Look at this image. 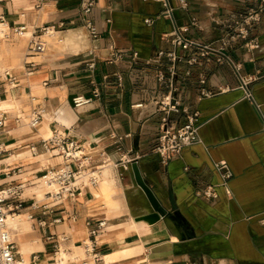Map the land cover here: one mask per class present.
<instances>
[{
	"label": "crops",
	"instance_id": "0c3cea01",
	"mask_svg": "<svg viewBox=\"0 0 264 264\" xmlns=\"http://www.w3.org/2000/svg\"><path fill=\"white\" fill-rule=\"evenodd\" d=\"M80 2L45 0L38 8L35 0H0L3 185L22 181L37 194L54 189L47 186L46 172L66 162L43 142L54 130L68 131L76 143L77 157L69 166L80 161L101 172L97 185L64 198L63 209L44 216L35 212L32 225L21 217L25 211L20 213L22 236L18 229L12 233L19 259L46 264L67 253L63 264H80L87 257L81 243L88 237L87 220L106 218L96 236L98 264H264V15L249 30L257 47L238 40L229 48L241 63L240 73L250 78L253 100L243 96L237 74L226 63L209 62L200 82L201 68L194 65L186 75L187 64L180 61L179 95L199 111L201 141L168 159L152 149L157 135L152 100L166 89L156 74L167 75L171 62L157 51L186 53L165 34L176 24L185 26V37L215 40L228 30L224 18L254 9L261 0H186L185 6L170 0L172 19L163 15L161 0H94L85 14ZM84 17L96 25V37L88 35ZM58 21L65 29L40 35L51 39L46 50L31 51L30 40L41 26ZM18 26L25 28L17 32ZM117 51L120 56L114 57ZM200 88L213 93L201 95ZM77 93L91 101L74 107L71 96ZM34 107L43 116L30 126L27 117ZM218 160L226 161L232 173L227 186L217 185L216 196L200 195L206 185L220 182ZM55 216L62 219L52 222ZM49 232L68 235L60 242L65 252H54L45 239Z\"/></svg>",
	"mask_w": 264,
	"mask_h": 264
},
{
	"label": "built area",
	"instance_id": "2783aa9c",
	"mask_svg": "<svg viewBox=\"0 0 264 264\" xmlns=\"http://www.w3.org/2000/svg\"><path fill=\"white\" fill-rule=\"evenodd\" d=\"M45 0H35V6L41 7ZM163 4L162 13L166 17L173 18V6L170 0H161ZM94 4V0H81L80 13L85 14L89 12ZM181 6L186 5V0H180ZM264 15V0L257 5L256 8H251L247 12L233 16L222 21L223 24L228 26V30L219 38L212 41H198L193 38H188L182 35L181 30L185 26H177L174 24L173 29L166 33V37L177 47H181L186 50L185 54L178 53L174 49L163 50L159 49L157 55L165 54L171 61L168 65V74L163 71H157V79L160 83L166 86V89L162 91L157 97L152 100L153 112L157 119V135L153 145V150L157 152L162 158L168 159L172 156L180 154L182 149L190 144L200 142L199 128L202 124L200 120L199 111L195 108H191L187 102L179 95L181 79L177 76V63L185 61L187 68L184 73L188 75L192 66L196 65L201 68L199 72V81L204 82L205 74L203 69L206 65L213 61L216 63H226L237 74L239 83L238 88L243 91V96L249 100H253V95L248 84L250 78L243 76L240 73L241 63L235 60L229 52V48L238 40H242L243 46L247 48H254L259 45L258 40L255 37L249 36V30L253 25V22L260 19V16ZM0 20H3L0 15ZM146 22H150L149 18H146ZM82 23L85 26L88 35L90 37H96L98 30L94 22L84 17ZM65 23L58 21L56 23L46 24L41 26L40 32L30 40L29 49L33 52H43L46 50L48 40L40 35H53L61 32L65 29ZM25 26H18L15 28L17 32H21ZM56 40L61 42L63 37L56 35ZM114 57L120 56V53L114 52ZM93 66V62L89 63ZM213 93L210 89L200 88V94L204 96L211 95ZM96 89L93 90V95H97ZM34 99V96H31ZM71 101L74 107H81L91 101V97L84 96L83 94H74L71 97ZM135 106L143 105V102H137ZM179 115L182 119L177 117ZM43 116L41 108L34 107L31 110L30 115L27 117V123L30 126H36ZM6 119V112L0 110V127L3 126ZM46 146L50 150H56L62 154L66 162H63L51 170L46 172L48 184L55 186L54 189L46 190L41 197H26L22 195V189L24 183L22 181L16 184H10L4 186V182L0 176V264H18L17 260L22 258L16 252L15 241L9 232V226L6 222V216L9 211L13 213H21L25 211L28 218H35V212H39L44 216L57 209H63L61 203L64 198L73 196L74 194L82 191L85 187L97 185L100 181L99 167H88L82 162H78L75 168L68 165V161L77 157L75 154L76 143L69 138L68 131L62 132L54 130V132L47 139H44ZM117 150H121V144L119 140H116ZM1 154V148H0ZM122 160V158H121ZM214 167L219 173L221 180L219 183L208 184L201 191L200 195L206 197H213L217 195L216 186H227L228 179L232 175L230 169L227 166L226 161L218 160L214 161ZM1 174V163H0ZM11 200L13 206L9 208L8 201ZM62 219L61 216H55L52 218V222H59ZM41 225H45L44 220H39ZM88 224V237L81 243L84 248V252L87 257L81 258L80 264H90L91 259L94 264H98L102 260L101 250L98 246L96 236L106 227V218H99L95 222L87 220ZM68 235L65 232L57 234L49 232L45 235V239L52 243L54 252L59 251L60 242L66 240ZM77 261H72L73 264H77Z\"/></svg>",
	"mask_w": 264,
	"mask_h": 264
},
{
	"label": "bare ground",
	"instance_id": "6f19581e",
	"mask_svg": "<svg viewBox=\"0 0 264 264\" xmlns=\"http://www.w3.org/2000/svg\"><path fill=\"white\" fill-rule=\"evenodd\" d=\"M1 26H2V23L0 24V29H1ZM48 184V182H47ZM49 188H55L54 185L52 184H49L47 185ZM38 189L40 190V187H38ZM38 191V190H37ZM11 208V207H9ZM11 212V213H10ZM19 216H20V213H13L12 211H9L7 213V216H6V222H7V225L9 226V232L13 238V235L11 233V229H18V231L20 230V223H19ZM21 234V232L19 231V235ZM66 249H64L63 247L60 248L59 252L57 253V255L61 254L62 252H65ZM68 258V255L67 253L63 254V256L58 259L56 262H49V263H46V264H63ZM17 263L18 264H26V261L25 260H22V259H18L17 260Z\"/></svg>",
	"mask_w": 264,
	"mask_h": 264
},
{
	"label": "rangeland",
	"instance_id": "374dc122",
	"mask_svg": "<svg viewBox=\"0 0 264 264\" xmlns=\"http://www.w3.org/2000/svg\"><path fill=\"white\" fill-rule=\"evenodd\" d=\"M49 41H51V39L50 38H47ZM37 181V180H36ZM36 181H35V183H36ZM34 183V184H35ZM34 184H32V185H34ZM102 184H103V182H102ZM27 186H29L28 184H27ZM26 187H24L23 188V195L24 196H32V195H34V196H36V197H41L42 195V193L44 192V191H42L40 194H37L36 192H34V191H27L26 189H25ZM46 188L44 187V189L43 190H45ZM108 196H109V194H108V192L107 191H105V197H106V203H108V204H110V201L108 200ZM8 203L10 204L11 203V201L9 200L8 201ZM21 217L24 219V220H27L31 225H32V220L30 219V218H28L27 216H26V214H21ZM19 220H20V216H19ZM13 230L14 229H11V233H13ZM15 232V231H14ZM15 234H16V232H15ZM20 236H22V234H20ZM15 237H17V234L15 235Z\"/></svg>",
	"mask_w": 264,
	"mask_h": 264
},
{
	"label": "water",
	"instance_id": "95a60500",
	"mask_svg": "<svg viewBox=\"0 0 264 264\" xmlns=\"http://www.w3.org/2000/svg\"><path fill=\"white\" fill-rule=\"evenodd\" d=\"M72 97V96H71Z\"/></svg>",
	"mask_w": 264,
	"mask_h": 264
}]
</instances>
